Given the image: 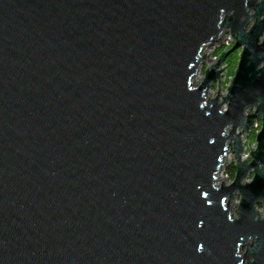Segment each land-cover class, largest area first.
Listing matches in <instances>:
<instances>
[{
    "label": "water",
    "instance_id": "95a60500",
    "mask_svg": "<svg viewBox=\"0 0 264 264\" xmlns=\"http://www.w3.org/2000/svg\"><path fill=\"white\" fill-rule=\"evenodd\" d=\"M0 264H264V0H0Z\"/></svg>",
    "mask_w": 264,
    "mask_h": 264
},
{
    "label": "rangeland",
    "instance_id": "374dc122",
    "mask_svg": "<svg viewBox=\"0 0 264 264\" xmlns=\"http://www.w3.org/2000/svg\"><path fill=\"white\" fill-rule=\"evenodd\" d=\"M230 42H231V38L229 36H227L226 39L224 40V46L223 47L230 45ZM219 50L220 49H217V48H212V49L209 48V49L204 50L203 55L207 56L206 57L207 60H206V63L203 67L204 69L200 70L198 76L194 80L195 86H198L199 82L203 79L204 70L208 66H210L211 64H215L217 62L218 57L216 56V54ZM224 70H225V68H224ZM231 79L232 78L229 77L225 73L223 82L221 83L222 89H220L222 97L226 96L227 88L230 86V80ZM218 93H219V86H218V83H216L210 91V96L215 97ZM261 125H262V122L258 121L255 124V127L250 132L241 133L242 132L241 130L238 131L239 133H241L242 146L244 147L242 157L244 159H247L249 157V155L251 153V148H252V150L256 149V136H257V133L260 132ZM232 164L234 165L233 155H229V157L226 160L225 167L222 168L220 174L217 176L218 180L216 182V187H220L222 185L223 181H225V183H227V184H231L233 182V179L231 178V176L227 174V170ZM238 205H239V199H236L232 204L234 216H235V211L237 210Z\"/></svg>",
    "mask_w": 264,
    "mask_h": 264
},
{
    "label": "trees",
    "instance_id": "16d2710c",
    "mask_svg": "<svg viewBox=\"0 0 264 264\" xmlns=\"http://www.w3.org/2000/svg\"><path fill=\"white\" fill-rule=\"evenodd\" d=\"M225 51H226V48L222 47L217 52L216 56L219 57ZM238 60H239V54L238 53H232L230 55L229 59L226 61V66H225L226 74L231 78L234 77L235 70L237 68ZM227 174L230 175L232 179H234L235 174H236V169H235V166L233 164L228 168Z\"/></svg>",
    "mask_w": 264,
    "mask_h": 264
},
{
    "label": "flooded vegetation",
    "instance_id": "af4514ba",
    "mask_svg": "<svg viewBox=\"0 0 264 264\" xmlns=\"http://www.w3.org/2000/svg\"><path fill=\"white\" fill-rule=\"evenodd\" d=\"M224 48H226V52H227V51H229V50L231 49V46H225ZM236 53L239 54V52H236ZM229 57H230V55L227 57L226 61L229 59ZM226 61H225V63H224L223 68H225V66H226Z\"/></svg>",
    "mask_w": 264,
    "mask_h": 264
},
{
    "label": "snow or ice",
    "instance_id": "6c2138e0",
    "mask_svg": "<svg viewBox=\"0 0 264 264\" xmlns=\"http://www.w3.org/2000/svg\"><path fill=\"white\" fill-rule=\"evenodd\" d=\"M200 247H201V249H203V245H201Z\"/></svg>",
    "mask_w": 264,
    "mask_h": 264
}]
</instances>
